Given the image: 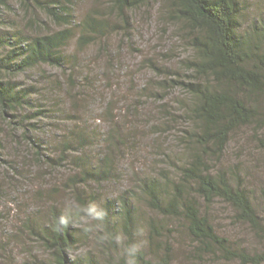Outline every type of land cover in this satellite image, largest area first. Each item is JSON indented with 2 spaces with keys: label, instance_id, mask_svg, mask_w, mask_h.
Returning <instances> with one entry per match:
<instances>
[{
  "label": "trees",
  "instance_id": "trees-1",
  "mask_svg": "<svg viewBox=\"0 0 264 264\" xmlns=\"http://www.w3.org/2000/svg\"><path fill=\"white\" fill-rule=\"evenodd\" d=\"M77 1L0 0L2 112L18 129H24L20 137L37 148V158L43 164L61 165L69 155L82 152L70 159L77 168L72 187L78 203L64 208L62 202L54 201L46 214L27 212L23 221L19 218L21 229L46 253L35 256V263L173 264L176 230L169 223L175 219L189 237L192 258L204 263L225 259L263 264L264 253L251 254L220 233L209 208L216 200H223L233 207L239 222L264 232L256 193L248 187L245 168L239 162L223 164L234 134L244 128L251 130L252 138L264 151V15L245 26L250 0H111L113 10L126 23L130 18L127 12L153 1L165 3L169 19L185 26V40L193 54L176 69L165 68L172 76L159 82L160 90L180 89L185 94L176 99L180 106L177 118L188 123L182 136L176 138L183 151L181 161H171L158 175L135 172L138 188L103 199L88 186L117 180L121 154L131 141L128 135L136 129L127 131L121 122L107 134L93 132L88 123L62 128L58 143L52 144L59 155L43 154L48 140L37 133V121L49 116L50 110L34 102L35 86L23 87L11 77L42 64L65 68L74 56L67 52L71 41L77 38L79 47L84 48L118 31L119 24H113L104 11H90L76 21ZM14 3L27 12H44L66 27L45 34L6 28L4 12ZM33 106L36 109L28 110ZM95 147L103 148V152L94 153ZM172 155L165 153L171 160ZM143 204L156 216H144ZM87 217L92 221L81 227ZM88 243L91 249L74 254L76 248Z\"/></svg>",
  "mask_w": 264,
  "mask_h": 264
},
{
  "label": "rangeland",
  "instance_id": "rangeland-1",
  "mask_svg": "<svg viewBox=\"0 0 264 264\" xmlns=\"http://www.w3.org/2000/svg\"><path fill=\"white\" fill-rule=\"evenodd\" d=\"M112 6L111 0H78L75 4L76 21H81L90 11H104L113 24L118 23V31L110 37L84 48L79 47L77 38L71 41L67 52L74 56L65 68L42 64L11 76L23 87L35 86L38 91L33 93L34 102L50 110V115L42 116V120L34 119L40 126L37 133L48 140L43 154L59 155L60 151L52 144L58 143L61 135L57 134L62 133V128L88 123L93 132L107 134L121 122L127 131L136 129L134 134L128 135L131 141L127 139L128 146L121 154L117 180L88 186L103 199L120 195L126 189L138 188L135 172L158 175L161 168H169L171 161H181L183 151L176 138L182 136L181 131L188 123L179 122L180 106L176 99L185 94L180 89L160 90L159 82L172 76L165 68L176 69L183 59L193 54L185 40V26L169 19L165 14V3L153 1L127 12L130 17L127 23ZM12 7L6 9L3 16V25L11 30L45 34L66 27L55 23L44 12H27L18 3ZM249 7L245 26L262 18L264 0H250ZM156 91L166 99L156 95ZM33 108L36 109L33 106L28 110ZM170 112L177 113L171 116ZM11 121L0 107V184L3 190L0 193V264H36L35 256L44 257L46 253L28 232L21 229L19 218L23 221L27 212L46 214L54 201L62 202L64 208L78 203L72 187L77 168L71 158L81 156L82 152L69 155L61 165L43 164L37 158V148L20 137L24 129H18ZM31 134L36 136V133ZM258 143L252 138L250 129L239 130L228 146L223 164L239 162L245 168L248 187L255 190L258 213L264 224V151ZM98 148L93 149L96 150L94 153L103 152V148ZM165 153L173 154V159ZM143 210L144 216H156L144 204ZM209 211L220 233L230 236L251 254L264 253V232L249 223L239 222L231 205L216 200ZM89 212L87 210V214ZM91 221L92 217L84 218L81 227ZM169 225L176 230L173 264H244L240 260L225 259L204 263L192 258L189 255L190 240L181 230L180 222L171 219ZM89 249L91 244L81 245L74 254Z\"/></svg>",
  "mask_w": 264,
  "mask_h": 264
}]
</instances>
